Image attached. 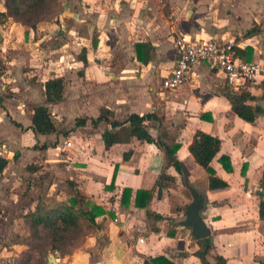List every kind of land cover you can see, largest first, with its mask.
I'll return each mask as SVG.
<instances>
[{
  "label": "crops",
  "instance_id": "0c3cea01",
  "mask_svg": "<svg viewBox=\"0 0 264 264\" xmlns=\"http://www.w3.org/2000/svg\"><path fill=\"white\" fill-rule=\"evenodd\" d=\"M61 1L66 7L59 20H38L36 27L12 16L0 20V97L7 93L14 100L0 98L5 106L0 107V121L8 119L5 125L11 129L0 137H16L10 140L15 151L0 145V155L9 159L0 174V264H18L28 248L10 240L23 219L18 225L16 219L9 222L31 209L20 205L24 192L19 190L31 168L27 160L37 150L35 142L24 141H56L62 116L65 125H73L69 138L74 147L59 160L66 163L76 187L107 213L98 219L103 229L56 264H153L158 257H164L160 264H202L195 254L200 246L193 228L181 223L194 200L192 188L204 197L200 214L213 241L209 261L214 264L220 254L228 264H259L264 260V220L259 216L264 198V79L246 88L252 95L247 103L259 108L254 122L234 112L227 96L232 87L206 64L195 67L187 84L176 91L163 93L161 83L175 65V40L182 36L233 41L240 59L264 66V0ZM189 1L195 7L186 12L182 7ZM3 4L2 18L7 10ZM84 48L87 65L80 57ZM53 77L65 81L58 103H48L45 96V83ZM40 106L54 114V131L34 130ZM104 107L111 121L121 123L132 113H155L158 119L145 122L149 132L179 144V166L167 168L163 149L136 137L106 147L105 131L124 134L109 121L92 122ZM80 118H86L84 125L78 124ZM197 130L222 139L212 166L227 187L212 189L210 174L192 155L189 147ZM222 156L229 157L225 165ZM164 171L175 180L157 185ZM153 187L152 202L136 207V191ZM125 188L133 191L128 207L122 204Z\"/></svg>",
  "mask_w": 264,
  "mask_h": 264
},
{
  "label": "trees",
  "instance_id": "16d2710c",
  "mask_svg": "<svg viewBox=\"0 0 264 264\" xmlns=\"http://www.w3.org/2000/svg\"><path fill=\"white\" fill-rule=\"evenodd\" d=\"M6 6V12L3 13L4 17L9 16L14 17L16 20L23 21L27 25L36 27L38 20H23L22 14L19 9L20 0H3ZM35 4L31 7V10L38 7L45 8L46 6L52 5L60 6V13L65 9L66 5L60 0H34ZM60 15V14H59ZM250 30L249 33H252ZM81 60L85 65L88 63L86 56V49L82 50L80 55ZM141 59V56H140ZM250 85V84H249ZM248 86V85H247ZM247 86L242 87L240 90H229L227 96L232 104V108L236 114H238L243 119L254 122L256 118V113L259 108L253 107L247 103L248 100L252 98L249 91L246 90ZM65 90V81L62 77H53L46 81L45 83V96L48 103H58L62 101ZM232 91V93H230ZM237 91V92H236ZM110 111L107 108H102L101 113L98 118H93L92 122L97 124L101 120L109 121L112 127L120 126L124 135H119L118 132H111L109 130L105 131L103 134L104 142L106 147H110L114 143L119 141H128L131 137H136L142 141L154 142L160 148L163 149L166 157V166L175 165L179 166L181 163L177 156V150L179 144H169L161 138H154L149 132V127L145 123L147 120L154 118L158 119L155 113H146L140 115L137 113H132L128 116L125 122L121 123L119 121H111L109 118ZM34 130L41 133L52 132L55 130V124L52 118V114L47 106H40L36 109L34 115ZM86 123V118H80L78 120L79 125H84ZM128 123V126H124ZM222 139L219 136H214L212 134L206 133L202 130H197L194 134L193 140L190 144V151L194 156L195 160L203 166L206 171L210 174V187L212 189L224 188L228 186V183L222 180L216 175V171L212 166V161L214 157L218 154L221 149ZM129 154H125L127 158ZM220 162L225 165L229 162V157L222 156ZM9 159L0 155V174L4 171L8 165ZM264 176V174H263ZM165 180H175L174 177L168 175L165 171L162 172L158 178L157 185L161 184ZM155 189H139L136 191L135 195V206L136 207H146L149 205L154 196ZM133 194L131 188H125L122 204L129 206V200ZM107 212L105 209L95 203H90L88 197L78 190L69 200L45 202L39 200L31 209L26 213L21 215L23 219L24 233H29L33 240L41 241V236L39 235L40 230L46 232V236L43 239L45 241L44 250H52L55 253H60L61 255H66L72 253L71 245L78 246L84 242L85 238L89 235L95 234L103 229V222L98 220L100 217L104 216ZM259 216L260 219L264 220V198L261 199L259 204ZM155 218L161 219V215H155ZM23 233H18L15 238L16 242L25 243L23 239ZM212 236L198 239L197 242L200 246L199 250L195 252L196 256L200 259L202 264H212L208 256L213 248ZM30 249V246H29ZM32 250L24 252L22 255V261L29 262L33 259ZM26 257V258H25ZM164 257L153 258V264H160V260ZM214 264H228L227 259L220 254L214 256ZM170 262H168L169 264ZM259 264H264V260H260Z\"/></svg>",
  "mask_w": 264,
  "mask_h": 264
},
{
  "label": "rangeland",
  "instance_id": "374dc122",
  "mask_svg": "<svg viewBox=\"0 0 264 264\" xmlns=\"http://www.w3.org/2000/svg\"><path fill=\"white\" fill-rule=\"evenodd\" d=\"M186 1V0H184ZM60 3V0H58ZM0 4H3V2L0 0ZM35 4L34 0H20L19 1V9L20 13L22 14L23 20H59V14H60V6L51 5L46 6L45 8L38 7L36 9H32L31 7ZM196 5H201L196 1ZM4 5V4H3ZM167 6V5H166ZM182 7V6H181ZM195 7L194 3L189 1V3L185 4L183 9L187 11L194 10ZM197 9V8H196ZM201 9V8H200ZM170 9L166 8L165 12L168 13ZM14 18V17H12ZM7 19L5 17H0V20ZM15 19V18H14ZM16 20V19H15ZM116 61V65L117 60ZM9 92V91H8ZM8 97L9 99L12 98V95L3 93L0 98L4 99V97ZM2 99L0 100L2 103ZM11 100V99H10ZM11 101H14L13 99ZM1 108H5L3 104H0ZM71 106H69L70 108ZM54 116V114L52 113ZM55 118V117H54ZM70 118V117H68ZM72 119V118H71ZM6 120V119H5ZM57 120V119H56ZM62 120V121H61ZM61 120L57 122V129L55 132V135L53 137L56 139V141H48L45 140L43 137H37V139L34 141L32 138H29L24 141L26 144H32L35 142V147L33 149L37 150L35 155L27 160L28 165L31 168L26 169L27 172L23 174V180L25 183V186L23 187V191H20V193L24 192V200L20 203V205H23V208L28 209L32 208L31 206H34L39 200H43L45 202H53V201H61V200H69L76 191L78 190L82 194H84L83 190L76 187L77 183H75L72 179H70V173L68 167H65L66 163H63L59 160L61 157H65L69 150L65 148V141L71 136L70 132L73 130V125L70 123H67L68 125L64 124L65 117L62 116ZM67 121V120H66ZM8 123V119L6 122L4 120L0 121V135H6L11 132V129L9 126H6L5 124ZM11 123H14L13 121ZM57 136V137H56ZM15 136L10 137H0V145L3 143L8 144V148L12 151L16 150V145L12 144L11 142L15 139ZM12 140V141H10ZM42 145L47 146L51 145L50 147L53 148H42ZM18 189V188H17ZM92 200H90V203ZM22 214V213H21ZM20 213L16 214L15 217H12L10 221H14L16 219L15 223L18 225L19 222L22 221V218H20ZM4 218L0 217V220ZM20 227H18V231L10 235V240H15L18 233H23L22 236H24L25 243H28V248L24 251H30L32 250L34 263L33 264H56L54 262H51L49 260L51 255L56 256V262H60L59 258L61 257H68L70 254L74 253L78 248L82 247L87 238H85L84 242L79 244L78 246L71 245L72 253L61 255L60 253H55L52 250H44L45 247V241L43 239L46 236V232L43 230H40L39 235L41 236V241L33 240L29 233H24V227L23 221L21 223ZM30 246V249H29ZM23 252V254H24ZM22 254V255H23ZM21 255V256H22ZM58 256V257H57ZM23 257L18 258V264H26V261L21 263ZM26 258V257H25Z\"/></svg>",
  "mask_w": 264,
  "mask_h": 264
},
{
  "label": "built area",
  "instance_id": "2783aa9c",
  "mask_svg": "<svg viewBox=\"0 0 264 264\" xmlns=\"http://www.w3.org/2000/svg\"><path fill=\"white\" fill-rule=\"evenodd\" d=\"M175 45V65L162 80L163 93L176 91L187 84L193 69L201 64H206L209 71L224 76L234 90L264 79V66L259 62L240 59L233 41L221 42L216 38L187 39L182 36L176 38ZM71 147H74V141L68 138L65 148ZM139 240L142 242L144 239Z\"/></svg>",
  "mask_w": 264,
  "mask_h": 264
},
{
  "label": "water",
  "instance_id": "95a60500",
  "mask_svg": "<svg viewBox=\"0 0 264 264\" xmlns=\"http://www.w3.org/2000/svg\"><path fill=\"white\" fill-rule=\"evenodd\" d=\"M194 195V200L187 209V218L181 223L186 226H191L193 228V237L194 239H201L211 236V230L204 222L201 217V209L204 205V197L201 196L196 190L192 188ZM49 260L56 263L55 255H51Z\"/></svg>",
  "mask_w": 264,
  "mask_h": 264
}]
</instances>
